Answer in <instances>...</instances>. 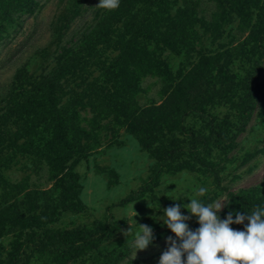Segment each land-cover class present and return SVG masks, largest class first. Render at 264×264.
<instances>
[{"label":"rangeland","instance_id":"1","mask_svg":"<svg viewBox=\"0 0 264 264\" xmlns=\"http://www.w3.org/2000/svg\"><path fill=\"white\" fill-rule=\"evenodd\" d=\"M36 2L34 14L17 17L0 36V204H11L19 183L21 196L33 190L43 192L45 200L36 203V196H26L11 214L3 210L1 215L0 208V264H14V254L32 231H39L37 239L44 243H65L103 230L107 208L141 186L138 199L111 210L114 228L98 243V252L58 255L26 248L22 262L103 264L99 252L106 250L126 251L117 264H159L167 237L175 238L161 219L163 209L187 204L200 186L208 189L203 202L224 203L221 218L264 204V88L253 109L249 92L258 82L264 0H224L223 5L216 0H120L114 9L98 5L99 0ZM152 7L158 11L149 13ZM138 51L153 74H141ZM19 74L31 85L47 77L59 95L75 98L86 92L89 101L104 100L107 127L96 132H108L110 142L90 153L62 155L59 143L51 140L55 128L41 118L45 100L29 99L21 108L23 93L13 87ZM260 74L264 82V68ZM128 105L135 115L137 106L150 108L154 120L145 133L132 129L138 127L134 114L132 124L123 121ZM91 111L78 107L74 112L89 130ZM181 113H186V134L176 122ZM212 127L220 138L234 140L218 147ZM196 148H201L200 161ZM170 149L177 152L148 182ZM74 184L80 187L75 199L70 198ZM68 204L70 209L61 210ZM41 218L51 222L47 239L46 228L31 227ZM187 223L198 227L195 217ZM140 226L150 227L153 239L136 250Z\"/></svg>","mask_w":264,"mask_h":264},{"label":"trees","instance_id":"2","mask_svg":"<svg viewBox=\"0 0 264 264\" xmlns=\"http://www.w3.org/2000/svg\"><path fill=\"white\" fill-rule=\"evenodd\" d=\"M219 4L223 5L224 0H216ZM5 0H1L0 2V36H3L4 34L6 35V32L8 30V27L10 25H14L15 22L18 20L17 17L22 16V14H34L35 9L38 5L36 0H9V2L5 5ZM155 6V4H154ZM153 6V7H154ZM151 8L148 10V12L152 11H158V8ZM223 7V6H222ZM131 40V39H130ZM129 44V43H128ZM125 52V49H123ZM259 54H260V61L257 65L256 68V81H258L255 85H251L249 87V92L253 98V106L252 109L255 107L257 101L260 98V93L264 88V82L259 81L261 77V71L264 68V45L263 43L259 42ZM139 55H141V60L142 56L144 55L143 52L138 51ZM147 65V67L145 66ZM140 72L144 76L153 74L154 68L149 65V63L145 60L141 61V66H140ZM21 73V72H20ZM20 78V79H19ZM23 75L19 74V76L16 79V83L14 82V89L17 91L19 89V93L22 94V105L21 108H25L26 104L28 103V100H45L44 107L46 109L45 114L41 117L44 119L45 122H47V125H51L55 128L54 131V137H52L51 140H54V142H58L59 146L61 147L62 155H73V154H86L90 153L91 151L97 149L98 147L102 146L105 142H110V139L112 137L106 133H101V132H96V128L100 129H105L107 127V124L103 122L104 119H106V116L108 115L109 112V105L104 102L101 98H95L94 100H90L89 94L84 92L83 94L81 93L80 96L75 97V98H70L66 97L65 95H59L58 92L56 93L55 90L53 89V86H51V82L47 77L43 78L42 80L36 81L35 83L31 84H25L22 82ZM86 90V89H85ZM84 90V91H85ZM66 97V98H65ZM89 101V103H88ZM131 106V105H130ZM128 105V108H126L125 112L123 115H125L124 122H128L129 124L131 123L132 117L131 115L134 114L135 112L132 110L130 111V107ZM80 107V108H88L91 107L92 111H94L95 116L91 119H86L87 122L89 123L91 129L82 126L81 120H79L78 116L74 114L75 110ZM130 107V108H129ZM182 109V108H181ZM137 114L134 117V120L138 123V127H132L134 130H138L141 132L139 134L145 133L146 129L148 128V124L153 120L154 118L151 117L153 113H151L150 108L148 107H139L137 106ZM140 111V112H139ZM182 112V110H179ZM18 113H21L18 112ZM23 113V112H22ZM21 113V114H22ZM185 115L186 113H181L176 116L177 120L180 123V127L182 129V132L186 134V129H185ZM39 117V116H38ZM99 121V123H98ZM33 123V122H32ZM31 123V124H32ZM133 126V125H132ZM148 130V129H147ZM148 133V131H147ZM154 132L149 131L148 136H153ZM211 136L213 138L214 143L221 148L227 147L230 145V143L234 140V136L231 137L230 139H222L220 138L219 134L217 131H215L214 127H212L211 130ZM142 137V135H141ZM202 143L206 141V138L202 136H196ZM195 158L197 161H200L199 155L201 153V148H196L195 149ZM177 152V149H170L164 153L162 156L161 162L156 167L154 175L151 176V178L148 180L151 181L157 177V175L161 172L163 166L168 160L169 156L174 155V153ZM19 190V193L13 197L14 200L11 202V204H6L2 205L0 204L1 209V215L3 213H14L12 211V208H14L17 203H22L24 202V199L26 196L28 197H34L36 196L35 202H42L45 199L43 195V192H38V191H29L25 195L21 196L23 193V183L17 184ZM80 187L78 184H74L73 188L71 189L70 193V198L75 199L76 195L78 194V189ZM144 186H141L139 189H135L131 191L126 197L122 198L120 201L115 203L114 205H110L107 208L106 212V222H105V228L103 230H100L96 233H92L86 237H83L78 240H73L70 242H65V243H60L59 242H48L44 243V241L38 240L37 237L42 235L39 231H34L36 234L30 233V237L23 243L22 247L19 248L16 253L14 254V264H24L22 262V257L26 254V251L28 250V253L34 252V251H46L50 252L52 254H65V255H70L77 253L78 251H89V250H95L98 252V243L102 240V238H106L108 234L113 230L114 226L112 223L113 216L111 214V210L113 209L114 206H119L123 204H127L129 202H132L136 199H138L142 193L144 192L143 190ZM8 191V190H7ZM6 191V192H7ZM7 194V199L10 197V193ZM232 194V193H230ZM47 196V195H46ZM50 198L46 200V205L49 207V202ZM73 205L78 204L79 202L76 200H73ZM72 207L71 204L65 205L61 207V210H68ZM48 209H51L50 207ZM12 221L15 220L14 218L11 219ZM25 224V220L23 221ZM10 221L8 220V224ZM50 221L46 219H36L34 221V225L31 227L33 228H39V229H45V235L46 239L50 237L51 229L48 227L50 225ZM34 230V229H33ZM53 241V240H52ZM27 248V250H26ZM99 255L103 257V264H117L121 262L125 256H126V251H118V252H109V251H100Z\"/></svg>","mask_w":264,"mask_h":264},{"label":"clouds","instance_id":"3","mask_svg":"<svg viewBox=\"0 0 264 264\" xmlns=\"http://www.w3.org/2000/svg\"><path fill=\"white\" fill-rule=\"evenodd\" d=\"M119 3L120 0H99L98 5L114 9ZM207 191L200 186L187 204L163 209L161 219L175 238L167 237L169 246L161 254L159 264H264V204L251 211H229L221 218L218 213L224 203H205L200 199ZM181 207L186 212L182 213ZM192 217L198 223L195 229L187 223ZM233 223L244 226L233 228ZM140 228L135 237L136 250L146 248L153 239L150 227Z\"/></svg>","mask_w":264,"mask_h":264}]
</instances>
